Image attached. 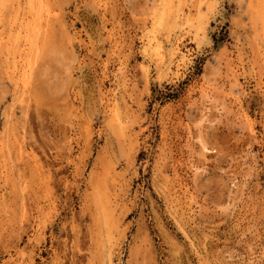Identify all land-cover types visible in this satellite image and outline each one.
<instances>
[{"label":"rangeland","instance_id":"obj_1","mask_svg":"<svg viewBox=\"0 0 264 264\" xmlns=\"http://www.w3.org/2000/svg\"><path fill=\"white\" fill-rule=\"evenodd\" d=\"M55 1L0 58V264H264V0Z\"/></svg>","mask_w":264,"mask_h":264},{"label":"bare ground","instance_id":"obj_2","mask_svg":"<svg viewBox=\"0 0 264 264\" xmlns=\"http://www.w3.org/2000/svg\"><path fill=\"white\" fill-rule=\"evenodd\" d=\"M51 1V0H50ZM50 1L49 0H26V4L23 5L21 0H0V58H3V56L6 54L7 57H10L12 55V61L14 62L13 65V70L16 71V69H20L18 71H21V73H23V75L25 76V78L27 79V76H29L30 78V74L32 73L33 69H35L34 67L36 66V63L39 61V59L41 58V56H43L44 54V50L48 47H46V43L50 42L48 41L49 35L50 34V28L48 31V25H47V21H49V18H51L54 15V11L50 6ZM55 1V0H54ZM102 1V0H101ZM25 2V1H24ZM56 5H57V1ZM192 2V1H191ZM50 3V4H49ZM106 3V2H105ZM55 4V3H54ZM177 4L174 3V0H160L158 7L156 8V10H154L152 12V26L153 28H164L167 24H170L174 21V19L181 14L180 9L176 6ZM264 7V6H263ZM59 8V7H58ZM57 8V9H58ZM60 9V8H59ZM8 11H10V15H6V13H8ZM57 11V10H56ZM60 11V10H59ZM192 12V11H191ZM263 12V11H262ZM60 13V12H59ZM57 14V13H56ZM192 14V13H191ZM58 15V14H57ZM61 15V14H59ZM58 15V16H59ZM57 17V16H55ZM61 18V17H60ZM59 18V20H60ZM264 20V18H263ZM54 22V21H53ZM12 25V26H11ZM18 25V28L16 29V32L12 31V27ZM57 25V24H56ZM8 26V27H7ZM10 26V27H9ZM51 26V25H49ZM58 26V25H57ZM60 26V25H59ZM56 27V26H55ZM8 28H10L8 30ZM52 28V27H51ZM59 29V28H56ZM53 31V28L51 29ZM55 30V28H54ZM51 31V32H52ZM58 31V30H57ZM54 33V32H53ZM56 33V31H55ZM54 33V34H55ZM58 33V32H57ZM53 34V35H54ZM59 34V33H58ZM57 35V34H55ZM73 36V35H72ZM51 37V36H50ZM61 36H59L60 38ZM63 37V36H62ZM54 38V36H53ZM52 38V39H53ZM58 38V36H57ZM51 39V40H52ZM62 39V38H61ZM74 39V38H73ZM55 40V38L53 39ZM57 40V39H56ZM48 41V42H47ZM59 42L61 40H58ZM62 43L64 42L63 40L61 41ZM54 43V42H52ZM51 43V44H52ZM56 45L58 42H55ZM64 44V43H63ZM48 45V44H47ZM50 45V44H49ZM59 45V44H58ZM61 43H60V47H61ZM149 45H153L152 41H149ZM170 49L173 53L174 56H176L179 60V63H184L186 61V54L181 50L180 47V42L178 38H174V39H170ZM54 46V45H53ZM52 45L49 46L48 49H50V47H53ZM18 47V48H17ZM46 47V48H45ZM57 47V46H56ZM58 47V48H60ZM64 46H62L63 48ZM161 44L160 43H156L154 45V52H157L158 49H160ZM17 48V49H16ZM58 48L56 49L58 52L63 49L58 50ZM54 51V48L52 49ZM51 50V51H52ZM55 50V51H56ZM145 50H147V48H145ZM47 51V50H46ZM49 51V50H48ZM58 52H55L53 55L57 54ZM46 53V52H45ZM48 53H51L50 51L47 52V56ZM53 53V52H52ZM63 53H65V51H63ZM60 55L62 54L59 53ZM58 54V57H59ZM63 55V54H62ZM44 56H46V54H44ZM62 57V56H61ZM65 57V55H64ZM67 57V56H66ZM65 57V59H66ZM53 58V57H52ZM51 58V59H52ZM57 57H54V60ZM5 59V57H4ZM59 59V58H58ZM61 59V58H60ZM62 59L64 60V58L62 57ZM42 60V59H41ZM44 60V59H43ZM49 60V59H48ZM53 61V59H52ZM68 60H66L67 62ZM45 62V61H44ZM59 62V60L57 61ZM69 62V61H68ZM67 62L66 65H68L69 63ZM4 63V62H3ZM50 63V62H49ZM38 64V63H37ZM54 64H56L54 62ZM61 64V61L60 63ZM44 65V64H43ZM48 67H51L49 64ZM64 68H68L67 66L65 67V62L62 64ZM1 66V63H0ZM39 66V65H38ZM69 66V65H68ZM5 67V66H4ZM47 67V68H48ZM62 67V66H61ZM8 68V67H7ZM6 68V69H7ZM37 68V66H36ZM46 68V66H45ZM59 68V67H58ZM70 68V67H69ZM69 68L67 70H69ZM39 69V67L37 68ZM43 70V74H44V68L41 69ZM46 70V69H45ZM49 70V69H48ZM48 70H46V72H49ZM57 70V69H56ZM67 70H65L66 74L68 75L69 73H67ZM6 71V70H5ZM12 71V70H11ZM10 71V73H11ZM17 71V72H18ZM38 71V70H37ZM55 72V70H53ZM62 71H64L62 69ZM7 72V71H6ZM40 72V71H39ZM61 72V71H60ZM69 72V71H68ZM2 73V72H0ZM41 73V74H42ZM53 73V72H52ZM58 73V72H57ZM38 74V75H41ZM63 73H60V75H62ZM8 75V74H7ZM20 76L22 74H19ZM18 75V76H19ZM36 75V74H33ZM31 74V76H33ZM37 75V77H38ZM45 75V74H44ZM47 75V74H46ZM56 75V74H55ZM60 75L58 74V76L60 77ZM65 75V74H63ZM15 76V75H14ZM20 76L18 78H20ZM42 76V75H41ZM40 76V77H41ZM2 77V76H1ZM7 77V76H6ZM16 77V76H15ZM36 77V78H37ZM39 77V78H40ZM43 77V76H42ZM54 77V76H53ZM64 77V76H63ZM28 78V79H29ZM35 78V79H36ZM28 79L26 81H28ZM32 79V78H31ZM30 79V80H31ZM46 79V78H45ZM44 79V80H45ZM58 79V78H57ZM1 80V79H0ZM33 80V79H32ZM59 80V79H58ZM66 80V79H65ZM4 81V80H3ZM1 81V82H3ZM18 81V80H17ZM16 81V82H17ZM25 81V82H26ZM46 81V80H45ZM60 82V81H59ZM5 83V82H4ZM19 83V82H18ZM27 83V82H26ZM30 83V82H29ZM28 83V84H29ZM61 83V82H60ZM27 84V85H28ZM33 84V82H32ZM37 84V83H35ZM64 84V82H63ZM62 84V85H63ZM6 85V84H5ZM4 85V86H5ZM0 86H3L0 84ZM3 86V89L6 87ZM16 86V85H15ZM25 86V84L23 85ZM38 86V85H37ZM204 87V86H203ZM15 88V87H14ZM25 88V87H23ZM13 89V88H12ZM32 89V87H31ZM6 90V89H5ZM8 90V87H7ZM22 90V89H21ZM20 90V91H21ZM15 91V90H14ZM39 92V89L36 90V92ZM4 92V91H3ZM25 92V91H24ZM27 92V91H26ZM7 93V92H6ZM29 93V92H28ZM31 94V92H30ZM43 94V93H42ZM17 95V94H15ZM21 95V94H20ZM19 95V96H20ZM23 95V94H22ZM39 95V94H38ZM38 95H33V96H38ZM43 96V95H41ZM17 97V96H15ZM23 99V96H21ZM13 98V97H12ZM19 98V97H18ZM25 98V96H24ZM33 99H36V97H32ZM2 99V98H0ZM27 99V98H26ZM29 99V98H28ZM30 100V99H29ZM32 100V99H31ZM37 100V99H36ZM35 100V101H36ZM37 103V101H36ZM35 103V104H36ZM37 105V104H36ZM9 106V105H8ZM4 110V107H3ZM2 110V111H3ZM7 110V109H5ZM4 110V112H5ZM6 115V112L4 113ZM8 115V114H7ZM245 115V114H244ZM246 116V115H245ZM250 117V116H249ZM6 119V118H5ZM247 120H250L247 119ZM5 123V121H4ZM6 127V125H5ZM4 130V129H3ZM6 131V129H5ZM2 132V131H1ZM3 134V132H2ZM8 134V133H7ZM10 135V132H9ZM1 136V135H0ZM8 136V135H7ZM2 139V137H0ZM5 139V138H4ZM6 140V139H5ZM202 140V139H201ZM1 141V140H0ZM4 141V140H3ZM8 141V139H7ZM200 141V140H199ZM2 142V141H1ZM206 142H201V147L202 150H205L207 152V150H210V148L207 146V144H205ZM3 144V143H2ZM9 144V141H8ZM4 145V144H3ZM3 148V147H2ZM5 148V147H4ZM7 149V148H6ZM9 149V148H8ZM4 152V151H2ZM1 153V152H0ZM6 173V172H5ZM6 177V176H5ZM8 178V177H7Z\"/></svg>","mask_w":264,"mask_h":264}]
</instances>
